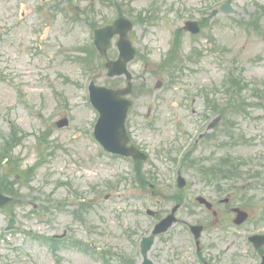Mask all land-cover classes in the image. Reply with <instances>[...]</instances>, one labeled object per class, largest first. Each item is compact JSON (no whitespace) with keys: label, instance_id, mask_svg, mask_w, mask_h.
Masks as SVG:
<instances>
[{"label":"rangeland","instance_id":"obj_1","mask_svg":"<svg viewBox=\"0 0 264 264\" xmlns=\"http://www.w3.org/2000/svg\"><path fill=\"white\" fill-rule=\"evenodd\" d=\"M20 1L27 3V12L40 3L35 0H0V31L5 30L15 16L18 17L16 13ZM121 1L123 7L125 4L128 5L127 9L133 7L135 13L129 14L130 17L136 15L137 21L134 32H130V39L136 45L139 55L132 63L138 88L133 95L134 105L130 112L131 131L135 140L144 144L150 155L151 159L146 166L151 167L157 176V179L152 180L157 193H151L152 188L145 192L133 181L127 180L130 161L119 158L114 160L102 154L100 147L91 138V122L95 121L97 112L89 102L85 81L81 77L80 82L75 84L64 81L60 75L55 77V68L46 66L53 77L54 88L63 91L60 96H57V90L54 95H50L48 82L37 84L34 81L41 60L33 64L30 53L18 51L16 40L20 38L13 36L6 41L9 51L3 55L12 61V65H7V68L3 62L0 64L5 72H12L7 81L0 82V144L12 128L26 131L21 145L15 150L22 159L23 167L33 165L42 156L46 161H41L42 165L35 171L34 179L23 185V202L0 211V264H94L97 261L95 257L76 249L54 255L48 247L36 240L35 235L63 233L68 228L71 232L69 238L82 239L92 250L102 251L110 245L129 251L133 248V241L131 235L123 241L124 229L139 226L143 230L154 222L151 217L140 214L142 208L164 211L170 209L172 202H179L182 204L179 212L181 223L196 220L207 215L203 207L193 203L197 195L217 193L219 199L229 196L231 205H239L249 211L250 218L240 227L242 232L239 233L243 235L238 237L242 242L241 248H247L245 237L249 230L264 226V222H258L260 218L264 219V95L258 98L253 96L254 90L236 91L237 88L233 87V77L240 79L244 85L250 83L251 87L264 85V0ZM73 2L85 7L96 3V0ZM223 2L232 3L236 8L234 13L222 12L220 5ZM213 7L215 9L210 11ZM148 10L155 16L153 22H142L141 16H146ZM141 11L147 13L143 15ZM259 17L260 26L256 30L254 24H258L256 19ZM202 18L207 24L201 35L192 36L186 30L182 35L179 33V28L187 20ZM29 22L33 26L41 25L35 14L29 18ZM60 25L61 21L48 22L42 26L39 34L33 36L53 37L44 43H57L55 39ZM73 38L61 39L70 46L75 43ZM82 40H85V34ZM172 53L180 57L184 66L183 76L175 85L170 81L168 71H162L159 77L153 73L159 71L157 64ZM94 76L98 83L105 81V71L100 70ZM143 79L147 81L150 90L141 82ZM158 79L164 81L161 88L155 87ZM228 79L233 80L232 85L230 82L228 84ZM11 80L13 82L10 84ZM141 83L145 91H142ZM227 84L230 92L226 95L232 96L234 100L230 101L216 129L206 130L205 136L191 149L192 154L187 161L195 162L193 167L181 165L179 170L187 178L189 186L179 191L173 186L178 171L172 170L177 167L175 150L181 146L179 142L185 143L186 132L200 129L204 118L217 114L211 112L208 105L206 108L203 101L205 95L189 97L188 90L196 93L197 88L208 87L211 92L208 93L209 97L217 101L220 99L219 89ZM211 86L216 92H212ZM54 88L50 87L52 92ZM243 100L246 104H243ZM63 104L67 107H63ZM226 106L224 102L223 107ZM62 113L69 115L70 124L56 130L52 121ZM43 129H50L53 138L59 137L65 142L69 140V146L52 143L45 145L38 139ZM74 133L76 142H73ZM167 148L175 150L167 154ZM220 157L225 158L226 162L220 164ZM229 163L238 165L244 175L230 181L223 180L228 176L225 174ZM2 164L3 161H0V172ZM211 173H221L222 178L211 182L212 177H205ZM122 177L128 184L119 189L105 188L110 184L108 180L117 182ZM64 179L70 180L60 184ZM94 185L96 187L92 189ZM219 187L221 193H218ZM140 191H144V197L141 200L132 199ZM160 192L162 194L159 198L164 201L158 206L157 195ZM107 195H110L109 198ZM175 195L180 196V201H174L178 199L172 197ZM81 199L90 202L85 223L76 221L72 212L86 207L81 206ZM58 201L65 203L64 210L42 214L45 207L55 208ZM224 206L221 203L220 208ZM11 216L16 218V222L12 230L6 231ZM226 223L230 222L227 220ZM182 228L179 224L173 235L180 244L181 239L188 241ZM234 234L230 235L232 243L237 240ZM162 239L171 241L172 236L170 234ZM164 248L165 244L158 242L152 255L155 256L157 250ZM233 249L231 247L230 251ZM244 254L243 258L246 259L243 261L246 264H254V261L257 263L255 252L249 250ZM160 262L165 264L163 256Z\"/></svg>","mask_w":264,"mask_h":264},{"label":"water","instance_id":"obj_2","mask_svg":"<svg viewBox=\"0 0 264 264\" xmlns=\"http://www.w3.org/2000/svg\"><path fill=\"white\" fill-rule=\"evenodd\" d=\"M126 92H128L127 89L123 91L104 88L92 89V101L101 112L97 136L108 149L123 154H133L136 158H141V153L134 148L127 147L123 142L127 140L124 121L129 103L121 95ZM10 200L12 199L0 196V205Z\"/></svg>","mask_w":264,"mask_h":264}]
</instances>
